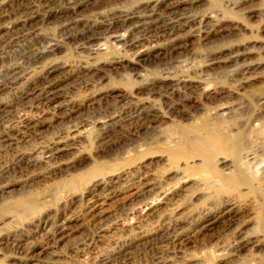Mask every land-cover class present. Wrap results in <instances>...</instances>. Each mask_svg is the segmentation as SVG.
Masks as SVG:
<instances>
[{"label":"rangeland","instance_id":"1","mask_svg":"<svg viewBox=\"0 0 264 264\" xmlns=\"http://www.w3.org/2000/svg\"><path fill=\"white\" fill-rule=\"evenodd\" d=\"M23 1L32 7L26 14L21 12L22 16L14 14L20 2L0 0V26L5 27L0 32V133L20 126L26 117L39 123L31 134L0 140V264H19L28 246L37 254L32 264H264V104L259 102L264 97V0H188L185 13L216 17L218 26L213 24V37L201 41L186 26L171 38L150 37L149 43L144 41L145 46L140 48L147 55L138 63H132L133 56L115 44L107 45L105 52L91 54L92 47L106 38H102V28H97L99 40L85 41L79 35L80 24L68 22L72 18L100 21L113 11L154 7L161 18H166L172 6L185 0H81L74 13L45 17L30 11L41 1ZM66 2L52 0L43 9L59 8ZM250 12L255 14L251 16ZM11 23L15 25L9 26ZM236 56L240 59L232 62ZM212 58L219 63L207 67ZM97 64L103 70L95 74L83 69ZM139 75L147 80L188 77L194 87L161 98L156 92L136 88ZM128 79L134 84L129 85ZM50 80L59 84L62 94L50 108L37 109L30 92ZM203 87L216 97L207 100L200 91ZM117 92L127 97L114 102V95L109 93ZM92 96L94 101L89 102ZM187 96L195 100L184 99ZM140 98L160 109L157 123L136 127L133 120L118 121L100 129L103 120L118 118V112L125 113ZM168 105L175 109L167 110ZM214 108L229 109L224 119L229 117L231 133L239 134L236 138L243 143L240 146L247 145L255 153L244 167L239 189L223 188L201 166L186 171L183 162H172L164 150L182 133L189 131L191 138L196 136L202 118L212 115ZM73 128L87 129V136L72 138ZM171 128L173 133L178 129V135L182 132L172 139L177 133L170 135ZM61 139L68 148L48 161L46 152L51 143ZM225 149L216 158L218 163L225 159L230 164L233 160ZM197 159H189L190 165H199ZM229 170L224 174L236 182L237 173ZM145 173L149 180L144 182L149 186L145 193L136 195L137 177ZM93 183L103 184L100 188L112 192L107 190L105 204L92 213L94 217L83 218L78 202L69 200L74 196L78 200ZM165 188L174 192L161 199ZM153 198L155 205L147 208ZM23 200L42 208V214L38 213L42 218H51L65 207L77 220L61 241L48 247L42 232H35L30 225V212L20 208ZM224 207L234 208L231 221H218L208 229L192 232L203 215H213ZM174 227L186 232L189 239L173 247L164 237ZM20 233L24 236L19 241ZM242 238L260 246L233 254V243ZM121 249L123 254L118 253ZM40 250L43 253L38 254Z\"/></svg>","mask_w":264,"mask_h":264},{"label":"bare ground","instance_id":"2","mask_svg":"<svg viewBox=\"0 0 264 264\" xmlns=\"http://www.w3.org/2000/svg\"><path fill=\"white\" fill-rule=\"evenodd\" d=\"M36 1H38V2L41 1V5L37 4L38 7H36L35 9H30V11L33 14L34 13L37 14V15H41L42 14L43 17L50 16V15L66 16L67 13H70V12L74 13L75 12V8L77 6L82 5L81 4V0H67L65 5H63V6L59 7V8H55V6H54L55 9H48V8L47 9H43V8H46L48 6V4L52 0H36ZM185 1L186 2H182V1L181 2L179 1L178 3L175 2L176 3V5L174 4L175 6H172L171 8L169 7L170 9L167 11L168 13L167 14L165 13L166 18H163L164 16L161 18L159 16L160 12H159V14H157V12L154 10V8H155L154 7V8L149 9V10L148 9H145V10H141L140 9V11H139V10H135L134 9L132 11H129L130 10L129 9V10L125 11V12L121 11L119 13L118 12H114V11H113V13L109 12L110 14H108L107 16H105L102 19H100V21H98V20L97 21H92V20L91 21L90 20L89 21H81V20L79 21V19L78 20L77 19L76 20L75 19L72 20L73 19L72 18L68 22V24L69 23H73V24L79 23L80 26H81V29H80L81 34H79V35L82 36L85 39V41H89L91 39L92 40H99L100 39L99 38V31H98L97 28H102V31H101L102 32V36H103L102 38H104L105 36H106V38L103 39V41H102L103 43H101V44L99 43V45L97 47L96 46L92 47V48H94V50H92V49L90 50L91 54L99 52V51L101 52V51H104L105 49H108L107 45H109V44H115L116 46L118 45L119 47H121L123 52H127V54L130 53L133 56V57L131 56L132 58L130 57L132 59L131 60L132 63H138L139 60H143L146 57V55H147L145 52L140 50V48L144 45V43H143L144 41L148 42V39L150 37L151 38L155 37V39L157 37L169 38L170 36L174 35L177 32V30L181 29L183 26H186L188 28L190 27L191 29H193L195 34H196V36L201 41H209L213 37V35H214L213 32H215L213 30V28H215L213 26V24L215 23V20H216L215 18L216 17L215 16H210V17L209 16L208 17L207 16H202V17L199 16V17H195V16H192V15H189L188 13H185L184 9H186V8H184V5H185V3H187L188 0H185ZM192 1H194V0H192ZM15 2H20V3L17 5V9H15V10L13 9L15 11L14 14H18V13H21V12L22 13L24 12L26 14L25 11L27 9H29V7H32V6H29V2H24L23 0H15ZM82 3H84V2H82ZM15 8H16V6H15ZM149 8H151V7H149ZM22 13H21V15H22ZM249 14L252 16L255 13L254 12H250ZM12 15H13V13H12ZM21 15H19L18 18L21 17ZM25 16H27V15H25ZM29 16H30V14H29ZM27 17H25V18H27ZM32 17H33V15H32ZM64 19H66V18H64ZM161 19H164L163 20L164 23L163 24L161 23L160 25H158L161 22ZM165 19H167V21ZM12 20H14V19H12ZM83 20H85V19H83ZM24 23H26V21ZM6 24H7V22H6ZM13 25H15V23H13V24L11 23V25H9V26L12 27ZM6 27H8V26H6ZM190 28H189V30H190ZM2 29H5V27L4 28L1 27L0 28V32L2 31ZM80 32H78V33H80ZM176 38H178V36ZM171 41H172V39H171ZM168 42H170V39H169ZM94 44H96V43H94ZM147 45H149V44H147ZM144 49H146V48H144ZM229 58L232 59V57H229ZM123 59H124V57H123ZM239 59H240L239 56H236L235 58H233L232 62L233 61L236 62ZM218 61L215 58H212L211 60L208 61L210 64H208L207 67H211L214 64H218L219 63ZM113 64H117V63H113ZM243 65H239V66H243ZM243 67H242V69H243ZM83 69L86 72H91V74H95L98 71L103 70V67H100L98 64L97 65H85V66H83ZM113 69H114V67H113ZM245 69H246V67H245ZM94 77H92V78H94ZM140 77H141L140 81H139V83H137L138 86H136V88L137 89H146V90L149 91V93L156 92L157 94H159L158 96H161V98L162 97L166 98V96H168L170 94H174V93L178 92L181 89H183V91H184L185 89L186 90L187 89L190 90L191 88L194 87L193 86V80H191V78H188V77H182V76H175L174 75L171 78L170 77L169 78L168 77H163V78L161 77L162 79L161 78H156L155 80L154 79L151 80L152 78L151 79L149 78L150 80L149 79L147 80L146 78H144V76L143 77L140 76ZM127 83L129 85H131L132 83L134 84V81H132L131 79H128ZM157 84H159V85H157ZM208 87H210V89H211V86H207L206 88H208ZM34 88H36V87H34ZM206 88L203 87V88H201L203 90H200V91H202L203 96L205 95L207 100L214 99V97H216L215 93L210 94L209 90L206 89ZM30 90L32 91V89H30ZM183 91H182V93H183ZM213 91H217V90L213 89ZM22 94L26 95L27 91L23 92ZM30 94L32 96H34L33 99L31 98V102H32V100H34L32 102V103H34L33 106L36 107L37 109H40L41 107H46V108L49 107L50 108L51 106H49V105L56 98H58L62 93H61V88H60L59 84L58 83H54L53 84V83H51V80H50V83H47V84L43 85V87H41L39 89L37 88V90H35V91L33 90V92H30ZM109 94H111V96L114 95V97H112L114 102L119 101L122 98L127 97L126 95H123V93L121 94V92H117L116 94H112V93H109ZM178 94H180V93H178ZM27 95H29V93ZM93 97L94 96H92L91 98L89 97L90 98L89 102H93L94 101ZM147 97H148V95H147ZM189 97L190 96H187L184 99H186L188 101L192 100ZM102 98H100V99H102ZM194 100H192V101H194ZM259 102L263 105L264 104V97L261 98L259 100ZM69 105H72V104H69ZM165 105H167V104H165ZM166 107H167L166 108L167 110L175 109L174 106H169L168 105ZM43 109L44 108H42V110ZM121 109H123V108H121ZM214 109L216 111L212 115H207L204 118H202V122H201L200 126L197 129L198 134H196V136L191 138L189 136L191 134V132L188 135L187 133H189V131L187 133H182V134H181V132H182L181 131L180 132V134H181L180 139L178 141L176 140L177 142L174 141V143H175V144L173 143L174 145H171V146L166 147V148L164 147L165 148L164 150L166 151L168 157L170 158V160L172 162H174V163L183 162L182 164L184 165V169L186 171H189L191 169H195V168H197V166L198 167L201 166V169L202 168H204V169L206 168L208 170V173L206 172L207 175L215 177L216 178L215 180H217L216 182H218V183L220 182V184H221V186L223 188H226L225 186H230V187H233V188L235 187L236 189H239V188H241L243 186V184H241L242 183L241 180H243V179H241L240 176H241V174H242V172L244 170V167L248 166V164L250 162L249 160L254 158L255 153H254V151L252 149L247 148L248 147L247 145H246L247 147L244 146V145L240 146V144H243V143H241V141L239 142V139L236 138L239 134L236 135V133H234V132L231 133L230 124H229L230 122L227 121V119L229 117L227 119H224V118L227 117L226 112L228 113L229 109H225V108L224 109L222 108V109H219V110H217L216 108H214ZM33 110H35V109H33ZM159 110L155 106L150 105L145 100V98L144 99L140 98L137 101H135L128 108V110L125 113L121 114L122 112H118L119 111L118 110L117 112L119 114L118 115L116 114L118 116V118L115 119L114 117H109V118H107V119H105L103 121H102V119H103L102 118L101 119L102 128L100 127V129H103L104 125L105 126L113 125V124H115L118 121H130L131 122L132 120L137 125L136 127H147L148 125H151L154 122L157 123L159 121V119L161 118L160 117L161 115H159L160 114ZM39 111H41V110H39ZM114 111H116V110H114ZM120 111H122V110H120ZM30 117H28V118L26 117L25 119H23L22 122H20L21 123L20 126H18V127H10L7 131L3 132L2 134L0 133V140L6 141V140H10V139H15L16 137L18 139V137H20V136H26L28 134H31L33 131H35L36 127H37V123H39V122L36 123V121L33 120V118L31 119ZM135 124L133 123V125H135ZM131 125H132V123H131ZM125 129H127V128H125ZM79 130L80 129H74V128H73V130H71V131H75L74 134L76 133L75 135L72 134V138H75L77 136L79 137V135H85L86 134L85 132L87 131V129L86 130H82L81 129L80 131ZM172 130H174V129L171 128V131H169V132H171L170 135H172V133H173ZM177 130H175L176 132L174 131V133H177ZM179 135H178V133L172 135V139L174 138V136L177 137ZM85 136H87V135H85ZM176 137H175V139H176ZM240 140H241V138H240ZM234 143H235V145H234ZM67 148H68L67 144L65 145L62 142V139H61V141L52 142L50 148L46 152L47 153L46 154V159L48 161L55 160L57 158L58 152L62 151V150H66ZM224 148H226L225 149L226 155L227 154L230 155L232 160H233L230 164H228L227 160L225 161V159L223 160L224 162L218 163V160L216 158L218 154H223V149ZM195 158H198L201 163L199 165H195L192 162V165H190L189 159H193L194 160ZM215 158H216L217 161L214 160ZM33 161H35V159ZM35 162H37V161H35ZM31 163H32V161H31ZM219 167H221V168H219ZM22 169H23V167H22ZM229 169H234L235 173H237L236 174L237 177H236V180H235L236 182H232L231 181L232 178L229 177L226 173L224 174L225 171H227V173H228V171H230ZM11 170H13V169H11ZM145 175H146V173L144 175H140V176L138 175V177H137V183H136L137 185H136L135 188L133 187L134 189H136V195L142 194L143 191L145 190V188L149 186V184L144 182L145 180L148 179V178H146V177H148V175L146 177H145ZM262 176L263 177H261V178H263V180H264V174ZM101 181H102V179H101ZM218 183H216V186L219 185ZM213 184H214V182H213ZM102 185L103 184H97V183L96 184H94V183L90 184V186L85 190V193L83 195L81 194V196H80V198L78 200L74 199L75 196L72 193V195L74 197L72 199H70L69 201L70 202H75V201L78 202V207L80 208L79 210H80V213H81L79 215H81V217L85 218V217H88L90 215L93 216L94 214H92V213H94V211H96L99 206L105 204V200L108 197V193L109 192L107 193V195H105V193L110 188L109 189H106L105 187L100 188ZM206 185H207V183H206ZM221 186L219 185V187H221ZM166 189L167 188H165V190ZM171 189H172V187H171ZM175 189H177V187ZM179 189H181V188H179ZM163 190L164 189H162V192L160 193V196H159V197H162L161 199H166L167 198V194H173V192H174V190L173 191H171V190L170 191L169 190L163 191ZM110 191H111V189H110ZM145 191H144V193H145ZM109 196H110V194H109ZM69 197H70V195H69ZM156 199H158V198H156ZM149 201L150 200H148L147 202H149ZM155 202H156V200L154 199L153 201H151L149 204H146L145 206L147 208L149 206L152 207V206L155 205L154 204ZM20 205H21L20 208H22V210H24L26 213L30 212V214L32 215V217H31L32 219H33L34 214L37 215L39 212L41 213V211H42L41 210L42 208L40 209L37 205L35 206L33 204L26 203V201H24V200H23L22 203H20ZM233 209L227 208V207L221 208L220 210L212 213L214 216L210 215V214L209 215L206 214L207 212L205 213L206 215L201 214L203 216L201 217V215H200L201 218L198 219L199 223H197L196 227H194V229L191 227L193 229L192 232L195 234L196 230L200 231V230L208 229L209 227H212V225L215 224L218 221H220V222L222 220H224L225 222L228 221V220L231 221V218L233 217ZM13 213H15V212L13 211ZM18 213H17V216H18ZM39 214L37 215L38 218L35 216L36 218H34V220L31 219V221L30 220H28V221H30L31 222L30 225L33 228H35L34 229L35 232H38V231L42 232L41 236L43 237V240L46 243L44 245H46L48 247L53 246V245L57 244V242L61 241L64 238L65 233L66 232L69 233V230H72L71 229V227H72L71 224L77 220V217L74 218L73 216L68 215V211L66 210L65 207H64V209L62 211H60V212L57 211L56 215H54L52 217L50 216L51 218H42V216L39 215ZM22 215H23V213H22ZM39 216H41V218ZM14 217H16V216H14ZM16 219H17L16 221H18V218H16ZM25 220L27 221V219H25ZM21 221L23 222V219ZM191 228H190V230H191ZM28 231H30V230H28ZM27 233H29V232H27ZM23 234L24 233H20V235L18 236L19 241L24 236ZM165 234H166V236L164 237L165 240L170 242L173 245V247H174V245H176V244L180 245V244L188 241V239H189L188 234H186V232L184 233L182 231H179L175 227L171 228L170 232H167ZM16 236H17V234H16ZM13 239H15V238H13ZM15 241H17V240H13L12 242H15ZM233 244H234L233 245V251H234L233 254H237V252L246 251L247 249H253L255 247H259L260 246L259 243H257L256 241L247 240L245 238H242V239L234 242ZM28 248H29V246L27 247V251L24 252V254L22 255V258L19 259V264H32L35 261L34 258H35V255H37V254H35L36 252L32 248H29V249ZM119 248H118V250H119ZM123 252H124V250L121 249L118 253L123 254ZM17 253H19V251ZM40 253H43V250H40L38 254H40ZM101 262H103V261H101Z\"/></svg>","mask_w":264,"mask_h":264}]
</instances>
